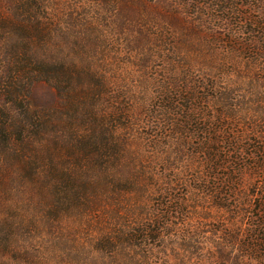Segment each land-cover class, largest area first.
Returning a JSON list of instances; mask_svg holds the SVG:
<instances>
[{
  "label": "trees",
  "instance_id": "16d2710c",
  "mask_svg": "<svg viewBox=\"0 0 264 264\" xmlns=\"http://www.w3.org/2000/svg\"><path fill=\"white\" fill-rule=\"evenodd\" d=\"M139 1L148 4L146 0ZM149 3L162 4L160 0ZM168 4L174 9L192 11L187 12L189 15L195 12L201 15V24L210 25L212 31L215 20L211 11L226 13L225 19L239 18L236 23L249 26L250 30L230 28L229 37L243 36L232 49L237 51L240 46L245 50L249 70L264 71V18L242 10L243 7L254 9V2L169 0ZM105 13H115L114 20L124 31L138 20L147 40L160 39L165 31L158 27L159 32L152 36L149 22L133 17L134 0H0V264H48L45 244L40 239L43 230L57 229L64 233L70 214L83 217L108 208L103 190L110 181H118L112 171L122 167L123 157L130 151L134 122L130 94L110 89L113 84L109 69L113 63L106 59L110 53L109 41L97 38V17L103 18ZM103 19L110 22L106 16ZM137 45L142 46L143 42ZM219 65V72H223ZM206 80L201 85L199 78L192 77L184 85L193 94L192 98L185 97L183 105L187 109H181L184 120H179L174 101V105L169 103L160 114L152 110L146 113L147 125L153 131L165 127L161 132L175 131L180 141L187 143L197 135L194 123L209 120L212 127L203 123L199 129L206 134L200 152L206 154L205 166L208 174L213 175L212 170L238 160L245 149L241 146L243 137L249 133L259 134L263 144L259 152L264 154V132L257 131L259 124L253 123L232 138L234 124H223L221 117L236 116L232 98L235 91L225 88L218 91L217 82ZM41 82L51 85L54 91L50 106L30 103L32 86ZM156 82L157 88L163 85L158 91L159 98L171 101L168 93L174 88L173 80L165 76ZM209 90L215 92L212 99L219 105L216 116L206 115L201 108L211 96ZM259 168L256 165L252 169L254 177L259 176L258 171L264 172L263 167ZM227 178L222 184H240L236 177L227 175ZM221 193L222 188L214 196L221 199ZM246 197V201H262L253 205L254 222L246 228L242 252L264 262V177L261 184H253ZM176 200L174 204L157 202L150 207L149 217H127L115 225L113 232L97 238V264H136L137 261L150 264L163 246L161 238L168 236L167 229L173 226L165 216L186 210ZM19 204L25 205L24 208ZM216 206L230 208L229 203L219 200ZM243 212L250 211L243 209ZM183 232L181 235L188 238L189 230ZM62 239L56 242L59 246L66 245ZM235 240H227L219 247L225 253L219 251L223 260H229L231 254L224 245L238 247L240 243ZM189 247L194 250L193 246Z\"/></svg>",
  "mask_w": 264,
  "mask_h": 264
},
{
  "label": "rangeland",
  "instance_id": "374dc122",
  "mask_svg": "<svg viewBox=\"0 0 264 264\" xmlns=\"http://www.w3.org/2000/svg\"><path fill=\"white\" fill-rule=\"evenodd\" d=\"M150 1L153 0H146L148 4H143L134 0L136 13L133 17L148 21L152 26V36L159 32L158 27L164 29L160 39L150 37L147 40L138 20L134 21L131 29L124 31L118 28V22L114 20L115 13H105L109 23H105V16L97 17V38L109 41L110 53L106 59L113 63L109 69L113 84L110 89L119 93L126 91L131 97L129 103L133 106L131 110L134 125L130 136L133 139L129 146L130 151L123 157L125 161L122 167L112 171L118 181H110L103 190L108 208L83 217L70 214L64 225V233L57 229L55 232L43 230L40 239L45 244L44 255L49 258L48 264H97V238L113 232L115 225L127 217H149L150 207L157 202L174 204V200L178 198L175 203L186 210L165 216L173 226L167 229L169 235L161 238L160 244L163 246L158 249L150 264H264L260 260L246 257L242 252L246 228L251 221L254 222L252 214L256 208L253 205L262 201L245 200L253 184L263 182V171H258V177L252 174L256 165L264 170V154L259 152L263 144L259 134L249 133L247 137H243L241 146L245 149L238 156V160L234 159L217 171L212 170V175L208 174L205 166L206 154L200 152L206 134L199 129L204 124L212 127L209 120L202 119L196 125L194 123L193 128L198 131L197 135L187 143L180 141V135H176L175 131L161 132L165 127L153 131L147 125L146 113L152 110L160 114L169 103H175L177 112L180 113L177 114L179 120H184L185 114H182L181 109H187L183 105L185 97H193L192 90L184 88V85L192 77H197L201 85L208 79L217 82L218 91L224 88L235 91L232 98L236 116L221 117L223 124H234L230 134L232 138L237 136V131H245V127H251L253 123L259 124L257 131L264 132V71L256 73L253 69L249 70L250 63L246 61L248 54L245 50L240 46L237 51L232 49L237 40L243 38L242 35L229 37L232 26L243 31L246 28L250 30V27L236 23L239 18L225 19L226 13L211 11L210 14L215 20L212 31L210 25L201 24V15H196V12L189 15L187 12L192 11L174 9L168 4L169 0H160L162 4L157 6L151 5ZM250 2H254V9L246 10L243 7L242 10L257 15L256 18H264V0ZM244 37L247 38V35ZM115 41L121 44L116 45ZM141 41L143 45H137ZM97 55L99 58L102 56L101 53ZM219 64L223 72H219ZM165 76L170 81L173 80L174 86L170 91L172 94L168 93V97H172L169 102L159 98L158 91L163 89V85L159 84L158 88L156 86V80ZM208 93L211 96L207 102L201 104V108L206 115L216 116L219 105L212 99V93L215 95V92L209 90ZM29 100L32 106L52 105L54 91L51 85L43 82L34 84ZM211 122L214 123L213 120ZM227 175L229 178L236 177L240 184H222L229 180ZM220 188L221 199H217L214 195ZM16 200L17 197L14 202ZM217 200L229 203L230 208L216 206ZM245 202L249 205H245ZM239 208L241 211L233 213ZM243 209L251 213H244ZM183 230H189L188 238L181 235ZM61 237L66 245L59 246L61 244L56 243ZM230 239H236L240 245H224V248L229 247L231 254L229 260H223L221 254L225 253L219 247ZM51 246L53 247L50 248ZM136 264L147 262L137 261Z\"/></svg>",
  "mask_w": 264,
  "mask_h": 264
}]
</instances>
